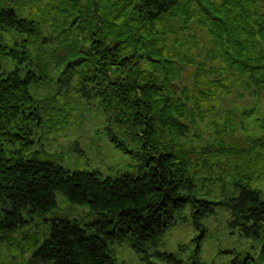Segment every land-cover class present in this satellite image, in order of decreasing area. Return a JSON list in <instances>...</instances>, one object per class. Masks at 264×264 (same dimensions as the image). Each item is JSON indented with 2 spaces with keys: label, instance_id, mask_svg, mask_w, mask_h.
<instances>
[{
  "label": "trees",
  "instance_id": "obj_1",
  "mask_svg": "<svg viewBox=\"0 0 264 264\" xmlns=\"http://www.w3.org/2000/svg\"><path fill=\"white\" fill-rule=\"evenodd\" d=\"M261 1L0 0V236L11 238L33 218L44 217L47 230L40 240L32 238V261L116 264L110 245L130 238L142 254L154 252L176 264L173 253L157 249L164 231L191 205L202 239L203 219L222 203L230 211L229 227L261 243L264 264V187L257 183L264 177V137L248 146L234 142L215 149L232 154L230 163L211 162L206 148H188L182 141L191 128L188 120L214 109L232 77L247 76L264 90ZM193 22L204 27L209 40L203 46L210 45L215 65L221 63L219 74L199 59ZM45 25L61 38L60 70L68 77L77 74L80 94L97 98L121 128L127 126L142 159L136 172L102 177L97 170H71L38 153L25 155L40 122L31 88L44 80L41 66L32 67L31 47L47 40ZM205 68L215 75H204ZM189 75L193 86L180 82ZM254 112L245 109L243 115ZM228 118L233 125L236 113L229 111ZM215 126L225 143L227 129ZM215 165L233 175V192L219 201L198 194V184L210 179ZM57 193L87 206L91 215H57ZM200 247L201 241L196 257ZM231 264L258 261L236 256Z\"/></svg>",
  "mask_w": 264,
  "mask_h": 264
},
{
  "label": "rangeland",
  "instance_id": "obj_2",
  "mask_svg": "<svg viewBox=\"0 0 264 264\" xmlns=\"http://www.w3.org/2000/svg\"><path fill=\"white\" fill-rule=\"evenodd\" d=\"M260 7L264 9L263 0ZM28 11L26 9L25 13ZM193 23L190 32L199 36L198 48L202 52L199 59L206 62L207 68L214 66L219 74L221 63L215 65L209 58L210 45L203 46V42L209 40L204 27ZM43 31L47 40L31 47L34 55L32 67L41 66L40 75L44 76L42 82L31 88L39 100L40 122L34 127V143L25 151V155L38 153L39 157L54 159L71 170H97L102 177L139 170L142 159L139 158L136 141L128 136L127 126L121 128L113 118L112 110L104 109L97 98L88 99L80 94L77 74L68 77V73L62 72L57 65L61 38L49 25H45ZM6 37L11 38L13 34L7 33ZM11 66L9 62L8 67ZM207 68L204 69V75L213 77L215 74ZM227 71L230 73L229 69ZM186 77L180 82L193 86L194 78L190 75ZM219 95V102H215L214 109L205 111L204 117L197 114L193 121L188 120L191 128L182 137V141L188 148H206V157L211 162L230 163L235 160L232 154L215 149H226L225 146L234 142L248 146L255 138L264 137V123L261 121L264 119V90L247 76L243 81L232 77L230 90L221 91ZM253 107L255 112L252 115H243L245 109ZM229 111L236 113L235 122L231 126ZM215 124L227 129L225 132L228 134L223 140L225 143L219 137L224 134L220 133L219 127L216 129ZM108 131L115 133L125 144L118 145L110 138ZM211 151L212 156L209 154ZM260 151L262 149L257 150ZM219 169L215 165V173H209L210 179L203 183L200 181L199 195L219 201L233 192V175ZM205 174L208 175V172ZM257 183L264 187V177L257 179ZM57 202V215L79 218L91 215L87 206L71 203L62 193H57ZM229 218V209L218 203L215 211L203 219L206 231L205 236L199 239L200 228L194 222L192 206L187 205L175 222L164 231L157 249L173 253L178 259L176 264H231L234 257L242 258L246 255L262 264L261 243L241 234L237 228L229 227ZM47 222L48 219L44 217H35L15 231L11 238L0 236V264H41L37 258L32 261V238L40 240L43 237ZM199 241L200 254L196 257L195 250ZM110 248L116 264H172L154 252L148 256L142 254L133 246L130 238L115 241Z\"/></svg>",
  "mask_w": 264,
  "mask_h": 264
}]
</instances>
